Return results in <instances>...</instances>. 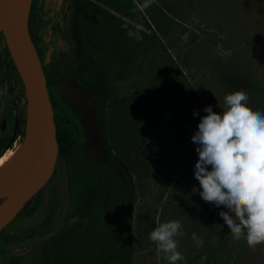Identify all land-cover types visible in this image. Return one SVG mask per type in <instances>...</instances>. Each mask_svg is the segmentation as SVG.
Instances as JSON below:
<instances>
[{"label":"trees","instance_id":"1","mask_svg":"<svg viewBox=\"0 0 264 264\" xmlns=\"http://www.w3.org/2000/svg\"><path fill=\"white\" fill-rule=\"evenodd\" d=\"M138 3L143 0H62L61 20L52 25V30L57 32L62 20L70 15L81 60L68 71V78L90 97L112 166L92 158L103 170L101 173L79 172L69 166V203L62 226L43 242L37 259H21V264H133L130 187L115 175V170L123 168L132 176L134 196L138 198L134 231L141 242L154 230L159 203L173 183L169 200L162 208L169 210L171 199L182 200L184 210L189 207L196 211L187 216L181 213L185 230L200 228L207 236L201 251L178 264L221 263L235 252L233 237H222L223 220L219 213L224 207L217 208L192 191L193 187H200L194 176L198 145L191 139L198 124L189 122L197 91L169 51L172 37L180 28L177 13L190 17V12L179 9L178 0H155L144 12L137 8ZM40 15H44L40 0H31L28 29L35 47L46 25ZM192 24V29H184L186 42L190 43L198 38L195 30L199 24ZM37 52L41 57V52ZM67 66L68 57L63 53L52 54L47 63L42 62L48 90L56 88V81ZM0 69L8 92L24 96L3 32ZM131 83L134 88L129 91ZM124 84L128 89H124ZM259 86L264 88V76ZM51 102L57 112L53 97ZM256 105L255 110H264V96ZM54 120L58 158L68 160L84 132L81 117L72 111L61 119L54 116ZM159 127L165 132L161 138L156 134ZM182 156L184 166L172 181L165 174L166 162ZM10 222L0 230V244L9 237ZM253 251L251 261L264 264L261 249L256 246Z\"/></svg>","mask_w":264,"mask_h":264},{"label":"rangeland","instance_id":"2","mask_svg":"<svg viewBox=\"0 0 264 264\" xmlns=\"http://www.w3.org/2000/svg\"><path fill=\"white\" fill-rule=\"evenodd\" d=\"M61 4L62 0H40V9L44 12V15L40 16L46 25L40 33L38 48L43 51L44 63L48 62L51 54H66L68 66L61 76L68 78V71L81 60V50L74 36L70 15L62 20L57 32L51 29L54 23L61 20ZM178 8L182 11L186 9L190 12V17L177 13L180 15L177 20L180 28L178 27V31L176 30L172 37L169 51L197 91V101L189 122L199 124L200 118L207 115L204 112L207 106H212L214 112L221 114L225 108V95L238 90L249 92L251 94L249 106L254 110L257 109L256 103L263 100L264 96V88L259 86L264 76V27L262 26L264 0H178ZM192 23L199 24V28L195 30L198 38L190 43L186 42L188 37L184 34V29H192ZM123 86L125 90L128 89L125 84ZM257 87L258 91L255 90ZM133 88L131 83L129 91ZM49 95L57 104L58 111L54 112L55 117L61 119L72 111L79 114L57 87L51 88ZM197 111L200 115L194 118L193 113ZM28 131L29 116L25 94L24 96L10 94L8 84L2 81L0 69V159L7 151L17 150L28 138ZM156 134L161 138L165 132L159 127ZM184 162V156L166 162L165 174L169 179L176 180ZM69 166L79 172L103 171L87 153L84 132L80 135V141L69 159L58 158L54 173L46 185L10 220L12 227L5 244V252L12 258L11 264H14V261L12 263L14 258L25 262L37 259L43 242L61 228L68 198ZM115 175L123 181L126 180L130 187L128 215L133 264H168L164 254L157 251L156 244L150 241L149 236L141 242L134 231L135 206L138 198L134 196L132 176L124 168L115 170ZM172 185L173 183L159 203L154 218V229L160 223L179 220L183 225L181 230L183 235L176 237L179 242L178 250L184 259H187L204 248L207 242L206 231L203 232L200 228L185 230L183 215L187 216L196 211L189 207L184 210L185 205L182 200L171 199L173 205L170 209L162 208L164 202L169 200L167 197ZM223 211L227 209L224 208ZM46 214V219L43 220ZM222 226V237H232L224 220ZM193 233L203 239L202 247L197 248L196 242L192 239ZM234 241L236 243L234 254L227 256L221 263L213 264H255L251 261L254 251L246 240L241 238ZM257 246L264 254V245Z\"/></svg>","mask_w":264,"mask_h":264},{"label":"clouds","instance_id":"3","mask_svg":"<svg viewBox=\"0 0 264 264\" xmlns=\"http://www.w3.org/2000/svg\"><path fill=\"white\" fill-rule=\"evenodd\" d=\"M154 2L143 0L137 8L144 12ZM250 97L244 90L225 95L221 114L214 112L212 106L205 107L207 115L200 118L198 130L191 138L198 145L194 176L200 186L192 191L205 202L226 208L219 215L231 236L235 240L244 238L255 250L257 245H264V110L251 108ZM199 115L198 111L193 113L194 118ZM182 228L179 220H173L158 224L149 234L168 264L184 260L176 239L183 235ZM192 239L197 248L203 246V239L196 233Z\"/></svg>","mask_w":264,"mask_h":264},{"label":"water","instance_id":"4","mask_svg":"<svg viewBox=\"0 0 264 264\" xmlns=\"http://www.w3.org/2000/svg\"><path fill=\"white\" fill-rule=\"evenodd\" d=\"M1 5L5 10V28L1 32L4 33L24 87L29 131L21 165L11 175L8 187L0 189V230L46 185L54 173L59 155L53 105L42 64L28 29L31 0H0ZM56 87L74 105L81 117L88 155L96 162L111 167L88 94L64 76L57 79ZM11 213L9 221L1 225L3 219Z\"/></svg>","mask_w":264,"mask_h":264},{"label":"bare ground","instance_id":"5","mask_svg":"<svg viewBox=\"0 0 264 264\" xmlns=\"http://www.w3.org/2000/svg\"><path fill=\"white\" fill-rule=\"evenodd\" d=\"M5 28V10L4 6H0V32ZM28 140L14 151H7V153L0 159V189L6 188L9 185L10 177L17 171L22 163V157L26 150ZM11 214L7 215L1 225H4L11 218Z\"/></svg>","mask_w":264,"mask_h":264},{"label":"flooded vegetation","instance_id":"6","mask_svg":"<svg viewBox=\"0 0 264 264\" xmlns=\"http://www.w3.org/2000/svg\"><path fill=\"white\" fill-rule=\"evenodd\" d=\"M51 29H52V27H51ZM38 45H39V42H38ZM38 45L36 46V50L38 51H40L41 52V57H39L40 58V61H41V64H42V53H43V51H42V49L41 48H38ZM38 53V52H37ZM61 54V53H60ZM64 54V53H63ZM52 55V54H51ZM51 55H50V57H51ZM59 55V54H58ZM39 56V55H38ZM55 56H57V55H55ZM44 63V62H43ZM47 63V62H46ZM49 91V90H48ZM51 99V98H50ZM34 197V196H33ZM33 197L31 198V200L33 199ZM30 200V201H31ZM29 201V202H30ZM28 202V203H29ZM1 203V202H0ZM27 203V204H28ZM68 203H69V199L67 198V203H66V207H65V210H66V213H67V209H68ZM26 204V205H27ZM66 213L64 214V216L66 215ZM45 216V215H44ZM43 216V217H44ZM46 216H47V214H46ZM43 219V218H42ZM46 219V218H45ZM43 221V220H42ZM11 224H12V221L10 222ZM11 225H10V227H9V232H10V230H11ZM8 241V239L6 240V239H4V240H2V242H1V244H0V263L1 264H11V260L10 259H12V258H10L9 256H7V254H6V252H5V244H6V242ZM13 261H14V264H21V259H19V258H14L13 260H12V263H13Z\"/></svg>","mask_w":264,"mask_h":264}]
</instances>
